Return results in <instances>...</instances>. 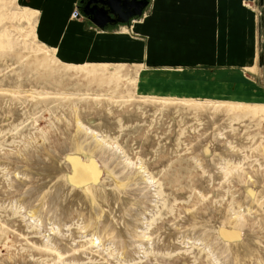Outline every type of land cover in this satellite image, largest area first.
Returning a JSON list of instances; mask_svg holds the SVG:
<instances>
[{
	"label": "rangeland",
	"instance_id": "obj_1",
	"mask_svg": "<svg viewBox=\"0 0 264 264\" xmlns=\"http://www.w3.org/2000/svg\"><path fill=\"white\" fill-rule=\"evenodd\" d=\"M248 4L258 68L194 90L203 76L163 85L188 75L163 67L178 55L65 63L32 7L0 0V264H264V2Z\"/></svg>",
	"mask_w": 264,
	"mask_h": 264
},
{
	"label": "crops",
	"instance_id": "obj_2",
	"mask_svg": "<svg viewBox=\"0 0 264 264\" xmlns=\"http://www.w3.org/2000/svg\"><path fill=\"white\" fill-rule=\"evenodd\" d=\"M20 1L34 9L33 16L37 12L40 37L65 63L127 60L117 55L135 60L138 54L178 55L184 61L163 67L184 69L188 75L174 81L166 75L163 85L182 84L187 77L203 76L205 80L194 78L190 82L189 88L194 90H203L204 86L213 89L214 85L220 89V81L208 77L219 75V71L234 74L253 71L259 66L256 14L246 4L264 0H148L142 16L104 29L84 16L72 17L81 0ZM200 55L203 56L198 61ZM194 56V60L187 61ZM147 81L151 85L156 77L152 80L149 77ZM226 86L230 92L236 89L229 81Z\"/></svg>",
	"mask_w": 264,
	"mask_h": 264
},
{
	"label": "water",
	"instance_id": "obj_3",
	"mask_svg": "<svg viewBox=\"0 0 264 264\" xmlns=\"http://www.w3.org/2000/svg\"><path fill=\"white\" fill-rule=\"evenodd\" d=\"M148 0H90L80 12L99 28L127 24L143 15ZM82 3V2H81ZM93 4V5H92Z\"/></svg>",
	"mask_w": 264,
	"mask_h": 264
},
{
	"label": "built area",
	"instance_id": "obj_4",
	"mask_svg": "<svg viewBox=\"0 0 264 264\" xmlns=\"http://www.w3.org/2000/svg\"><path fill=\"white\" fill-rule=\"evenodd\" d=\"M72 17L79 18V17H83V15L78 8H75L72 12Z\"/></svg>",
	"mask_w": 264,
	"mask_h": 264
},
{
	"label": "flooded vegetation",
	"instance_id": "obj_5",
	"mask_svg": "<svg viewBox=\"0 0 264 264\" xmlns=\"http://www.w3.org/2000/svg\"><path fill=\"white\" fill-rule=\"evenodd\" d=\"M89 1H90V0H81L79 5H80L81 7H85ZM81 2H82V3H81ZM92 5H93V4H92Z\"/></svg>",
	"mask_w": 264,
	"mask_h": 264
},
{
	"label": "bare ground",
	"instance_id": "obj_6",
	"mask_svg": "<svg viewBox=\"0 0 264 264\" xmlns=\"http://www.w3.org/2000/svg\"><path fill=\"white\" fill-rule=\"evenodd\" d=\"M7 100V99H6Z\"/></svg>",
	"mask_w": 264,
	"mask_h": 264
}]
</instances>
